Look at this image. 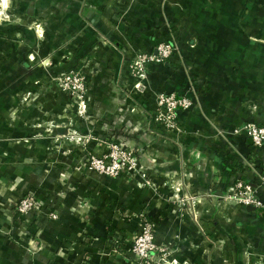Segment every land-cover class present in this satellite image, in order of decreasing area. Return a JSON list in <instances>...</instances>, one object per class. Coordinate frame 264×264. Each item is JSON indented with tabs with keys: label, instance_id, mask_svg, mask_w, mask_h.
<instances>
[{
	"label": "crops",
	"instance_id": "crops-1",
	"mask_svg": "<svg viewBox=\"0 0 264 264\" xmlns=\"http://www.w3.org/2000/svg\"><path fill=\"white\" fill-rule=\"evenodd\" d=\"M0 17V264H126L146 218L165 248L154 262L264 264V212L222 199L237 181L256 188L245 162H264V146L232 135L264 127V0H0ZM167 23L183 60L150 65L147 84L199 94L172 130L152 120L151 95L132 94L129 71ZM57 69L83 70L86 122L51 89ZM87 131L134 150L143 174L104 177L81 159L98 145L55 141ZM179 185L199 201L196 221L173 203ZM29 193L57 219L17 216Z\"/></svg>",
	"mask_w": 264,
	"mask_h": 264
},
{
	"label": "built area",
	"instance_id": "built-area-1",
	"mask_svg": "<svg viewBox=\"0 0 264 264\" xmlns=\"http://www.w3.org/2000/svg\"><path fill=\"white\" fill-rule=\"evenodd\" d=\"M5 19V17H4ZM168 37L157 43L150 52H136L132 55L129 65L130 76L133 79L131 92L135 95H151L154 100V111L152 120L159 127L167 130L177 129V118L181 112L193 109L198 105L199 94L197 88L189 83V89L185 93L177 92H154L147 84L148 68L150 65L167 66L175 60L182 63L184 54L181 53V43L172 33L171 24H166ZM188 44V42H185ZM50 79L51 89L55 92L67 95L73 105L74 113L81 121H87V84L83 70H62L57 69L53 73L47 74ZM232 135L243 136L249 139L255 149L264 146V127L256 123H245L233 130ZM217 136L224 141H228L224 131H218ZM56 142H70L80 145L81 148L93 142L101 148L99 154H89L81 157L84 167L96 174L107 178H117L120 176H137L141 174L139 159L131 148L125 147L119 142L94 136L90 131L84 134L68 133L57 137ZM245 166L251 169L256 175L257 185L253 188L249 183L237 181L229 186L223 195V201L234 206L253 207L264 212V202L259 197V192H264V162L258 169H255L249 162ZM143 174V173H142ZM182 186L174 187L173 203L179 208L186 206L188 213L192 215L194 221L197 220L198 210L195 204L199 201L196 197L185 192ZM35 194L29 193L21 198L16 206V214L25 223H29L33 218L44 216L49 220L58 217L53 211L51 204L40 206L35 200ZM199 204V203H198ZM159 251L165 258V248L156 242V225L149 219L140 221L139 232L132 240L130 247L131 257L126 264H163L150 259V254Z\"/></svg>",
	"mask_w": 264,
	"mask_h": 264
},
{
	"label": "water",
	"instance_id": "water-1",
	"mask_svg": "<svg viewBox=\"0 0 264 264\" xmlns=\"http://www.w3.org/2000/svg\"><path fill=\"white\" fill-rule=\"evenodd\" d=\"M249 209L251 210V209H253V207L248 208V210H249Z\"/></svg>",
	"mask_w": 264,
	"mask_h": 264
},
{
	"label": "rangeland",
	"instance_id": "rangeland-1",
	"mask_svg": "<svg viewBox=\"0 0 264 264\" xmlns=\"http://www.w3.org/2000/svg\"><path fill=\"white\" fill-rule=\"evenodd\" d=\"M0 18H1V17H0ZM2 18H3V20H5L4 17H2ZM2 23H3V21H2Z\"/></svg>",
	"mask_w": 264,
	"mask_h": 264
},
{
	"label": "clouds",
	"instance_id": "clouds-1",
	"mask_svg": "<svg viewBox=\"0 0 264 264\" xmlns=\"http://www.w3.org/2000/svg\"><path fill=\"white\" fill-rule=\"evenodd\" d=\"M4 2L6 3V0H4Z\"/></svg>",
	"mask_w": 264,
	"mask_h": 264
}]
</instances>
